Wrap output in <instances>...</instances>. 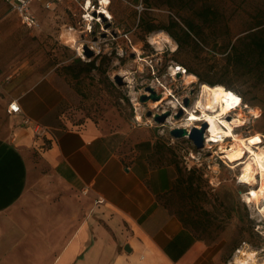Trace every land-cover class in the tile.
Masks as SVG:
<instances>
[{
    "label": "rangeland",
    "instance_id": "1",
    "mask_svg": "<svg viewBox=\"0 0 264 264\" xmlns=\"http://www.w3.org/2000/svg\"><path fill=\"white\" fill-rule=\"evenodd\" d=\"M66 1L64 5L42 10L40 28L34 29L21 24L0 0V57L3 65H7L5 68L12 71L26 65L32 77L51 74L63 78L76 96L65 107L69 118L87 117L105 130L118 132L125 147L137 148L152 142L150 153L156 157L162 153L165 159L176 161L182 169V179L195 168L193 185L197 190L189 193L182 190L184 194L180 197L179 193H172L170 200L185 219L192 217L196 224L206 225L198 234L207 244L221 247L229 256L241 241H246L241 245L252 249L260 247L263 240L254 230L257 217L254 209L240 198V185L233 178L236 169L216 156L215 145L199 148L187 137H172L169 130L189 117L184 108L198 99L202 82L188 71L172 73V66H183L185 61L204 77L229 84L247 104L248 109L243 111L245 124L234 128L237 136L264 134V70L253 76L243 68L226 66L227 62H233L231 45L236 44V38L252 26L264 25V0H110L107 5L110 18L100 17L101 23L94 24V32L87 37L80 32L86 28L80 19L84 0ZM141 20L157 25V29L145 31ZM171 20L182 25L183 20L191 21L198 44L191 42L178 48L176 41L160 29ZM69 28L76 42L66 40ZM160 31L169 36L170 42L157 47L150 36ZM85 39L99 42L97 52L93 51L89 57L84 50L80 52L82 55L78 54V48L86 45ZM78 58L82 62L94 59L97 68L80 71L84 65L77 62ZM67 65L71 68H66ZM75 72L80 73L77 78H73ZM189 75L195 77L192 83L187 82ZM148 86L157 94L167 93L168 99L155 105L160 98L140 101L142 94H150ZM184 98L189 100L188 105H184ZM254 107L261 109L258 118L250 114ZM180 108L182 113L176 117ZM149 110L169 111L170 115L157 123L147 116ZM137 113L140 119L136 118ZM192 123L185 127L201 124L198 120ZM227 140L233 142L232 138Z\"/></svg>",
    "mask_w": 264,
    "mask_h": 264
},
{
    "label": "crops",
    "instance_id": "2",
    "mask_svg": "<svg viewBox=\"0 0 264 264\" xmlns=\"http://www.w3.org/2000/svg\"><path fill=\"white\" fill-rule=\"evenodd\" d=\"M32 8L40 21L44 8ZM5 66L0 57L1 264H226L161 203L176 173L150 164L152 142L125 147L118 132L67 116L76 96L63 78Z\"/></svg>",
    "mask_w": 264,
    "mask_h": 264
},
{
    "label": "built area",
    "instance_id": "3",
    "mask_svg": "<svg viewBox=\"0 0 264 264\" xmlns=\"http://www.w3.org/2000/svg\"><path fill=\"white\" fill-rule=\"evenodd\" d=\"M7 6L10 10L16 13L19 21L24 24L25 26L29 28L38 29L40 28V21L37 18L32 6L33 4L37 3L40 6H42L44 9H53L56 4L62 3L63 0H4ZM110 1V0H108ZM87 2H89V5H87ZM102 6L101 0H96L94 2H91L90 0H84L83 4L80 5L82 11L80 13V19L81 22H83L86 28L84 30L80 31L82 32V35L84 37H87L89 34L93 33V25L97 23H101L100 17L103 19H109L110 16L106 15L105 13L100 14L98 13V10H100V7ZM104 8L107 10V4L104 5ZM89 10V11H88ZM105 16V17H104ZM107 16V17H106ZM72 29V28H69ZM85 44L88 46L89 49L97 52L99 48V42L95 41H89L85 39ZM81 47V46H80ZM83 48V47H82ZM80 49V48H78ZM77 49V51H78ZM83 49H80L78 51L79 55L80 52ZM176 72H179L181 74L185 73L186 69L181 65H174ZM1 88V85H0ZM240 96V95H239ZM237 111H243L248 109V106L246 103L242 101V97H239V102L236 106H234ZM8 109L11 113H18L21 111L20 105L17 101V99H12L9 102ZM232 111V110H231ZM235 111L233 110L234 113ZM250 114L254 118H258L261 115V109L259 107H254L252 111H250ZM232 117L230 118V120ZM199 122H203L202 120H198ZM24 122L27 123L36 134H43L47 127L44 125H41L40 123L25 117ZM236 128V127H234ZM209 131L208 127L205 128L204 131V141L203 145L206 144H213L216 148V156L228 167L231 169H236L233 173V178L235 183L240 185L239 194L242 202L248 207H251L254 209L255 216L257 217L256 223L254 225L255 232L262 238L263 242L256 250L257 252V260L264 264V192L261 191V187L264 185V172H261L259 169H257L259 163H261L264 166V153L262 154L261 159L258 162V165L254 163L253 157L256 153L260 152L261 149L264 150V136L263 140L259 143L255 144H245V146L242 147V155L237 160H230L228 157H225V152H221L222 150L226 149L227 147L230 148L231 142H228L227 139L232 137H221L222 139H217V137L210 138L208 136ZM233 141V138H232ZM250 147V148H248ZM247 162H252V167L250 168V172L245 173L244 176V166ZM253 176V180H251L249 177L251 175ZM244 176V177H243ZM210 183L212 181L210 180ZM255 190L258 192V197L255 198L253 201H248L249 196L251 195V191ZM250 248L248 245H239L231 254L230 258L226 261V264H233L234 256L236 254L240 253V250L242 248Z\"/></svg>",
    "mask_w": 264,
    "mask_h": 264
},
{
    "label": "bare ground",
    "instance_id": "4",
    "mask_svg": "<svg viewBox=\"0 0 264 264\" xmlns=\"http://www.w3.org/2000/svg\"><path fill=\"white\" fill-rule=\"evenodd\" d=\"M109 3L110 1H108V3H102V6L100 7V10H98V13L102 15L103 13H105L106 15L110 16L108 10L104 8V5H108ZM87 5H89V2H87ZM71 31V29L69 31L66 30V40L76 42L75 37ZM150 41L153 44H156L157 47H161L164 42H170V38L165 32L160 31L152 34L150 36ZM171 71L173 74L177 73L174 66L171 67ZM194 79L195 77L193 75H189L187 77V82L192 83ZM239 97L240 96L236 92L229 88H225L222 84L210 85L206 82H201L198 91V99L194 102L193 105H189L188 107L186 106L184 108V110L186 111V116L189 117L184 119L185 122H182L179 125L187 126L189 124H193V120H202L203 122L205 121L207 123L209 131L208 136H210V138L217 137L216 140H218L222 139L221 137H232L233 142L231 143L230 148L227 147L221 152H225V157H228V159L237 160L241 157L242 147L245 146V144L247 145L259 143L263 140L264 136V134L262 135L261 133L256 132L244 138L241 136H237L234 133V127L241 126L246 122V115L244 116V114L240 110L237 111L236 108H234V106H236L239 102ZM165 99H168L167 93H160V100L154 102V105L159 104ZM170 103H172V105L174 106L173 101H170ZM233 110L235 112L231 113L233 112ZM231 117L232 119L230 120ZM136 118L140 119V113H137ZM199 124L200 123L194 125L200 127ZM263 153L264 150L261 149V151L256 153L253 157V161L254 163H256V165H258V162L261 159ZM251 167L252 162H247L245 164L243 168L244 176L246 175L245 173L250 172ZM257 169H259L261 172H264V166L261 163H259ZM249 178L253 180L252 175ZM260 190L264 192V185ZM257 197L258 192L252 190L248 201H253ZM256 255L257 252L255 249L247 247L242 248L240 250V253L234 256L233 264H262L257 260Z\"/></svg>",
    "mask_w": 264,
    "mask_h": 264
},
{
    "label": "trees",
    "instance_id": "5",
    "mask_svg": "<svg viewBox=\"0 0 264 264\" xmlns=\"http://www.w3.org/2000/svg\"><path fill=\"white\" fill-rule=\"evenodd\" d=\"M208 12L209 11H207L206 14ZM210 14H212V12ZM182 23L183 25L177 20H171L166 25L161 26L160 29L165 30L176 41L178 48H182L184 45H188L191 42L198 44L194 39V37H197L198 35L195 31L192 22L183 20ZM141 24L145 29V31L147 32L157 29V25L153 23H147L144 20H141ZM236 40H237L236 44L233 43L231 45V50H232L231 55L234 56L233 62L232 63L227 62L226 66L228 68L233 67L234 69L243 68L245 69L246 73L253 76L257 75L259 72H263L264 25L259 23L255 26H252L250 29L247 30V32H245L242 35H239L236 38ZM77 62L82 63L84 65V68L80 69V71L82 70L84 72H90L92 69L97 68L94 59H91L87 62H82L78 58ZM183 64H184L183 67L186 69V71L195 74L200 81L206 82L210 85L222 84L224 85L225 88H229L233 90L232 87L229 84L224 83L223 80L221 79H218L216 81L210 80L204 77V75L199 70H197L195 66L191 65L190 63L184 61ZM66 68H71V65H67ZM70 72H72L73 74V71ZM79 74H80L79 72L78 73L75 72L73 78H77ZM152 147H154V144L152 145ZM148 159L150 164L154 166L172 165L174 167L176 176L172 182L171 187L166 192L162 193L159 196V198L161 199V203L170 213L175 215L185 227L189 228L198 239L205 241V239L202 236H200V234H198V231L201 228L206 229V225L196 224V219H193L192 217L188 220L185 219L178 210H175L173 208V204L170 200L172 193L177 192L179 193V197H180L182 194H184L182 190H185L187 193H189L192 189L197 190L196 185H193L195 180V176H194L196 171L195 168L190 169L189 170L190 172L187 175V177L182 179L180 177V174L182 173V169L178 165V163L173 159L171 160L165 159V156L162 153H161V157L160 156L156 157L151 153H149ZM183 184H186V186L181 187ZM243 242L246 241H241L240 243H238L234 247L233 251Z\"/></svg>",
    "mask_w": 264,
    "mask_h": 264
},
{
    "label": "water",
    "instance_id": "6",
    "mask_svg": "<svg viewBox=\"0 0 264 264\" xmlns=\"http://www.w3.org/2000/svg\"><path fill=\"white\" fill-rule=\"evenodd\" d=\"M84 54L89 57L93 55V51L88 48L87 45H83ZM118 78V77H117ZM146 89L150 92L149 95L142 94L140 96V101H145L147 99L151 100H157L160 98V94H157L156 91L152 87H146ZM184 105H188L189 100L187 98H184L183 100ZM182 113V109L180 108L179 114L176 115V117L180 116ZM147 116H152L153 120L157 123H162L165 121L166 117L170 115L169 111H164L162 113H152L150 110L146 113ZM207 127V123L204 121L200 124V127H197L195 125L191 126L189 129L185 126H175L170 128L169 133L174 138H182L187 137L190 139L193 144L197 147L203 146L204 141V131Z\"/></svg>",
    "mask_w": 264,
    "mask_h": 264
},
{
    "label": "snow or ice",
    "instance_id": "7",
    "mask_svg": "<svg viewBox=\"0 0 264 264\" xmlns=\"http://www.w3.org/2000/svg\"><path fill=\"white\" fill-rule=\"evenodd\" d=\"M102 3H108V0H101Z\"/></svg>",
    "mask_w": 264,
    "mask_h": 264
}]
</instances>
